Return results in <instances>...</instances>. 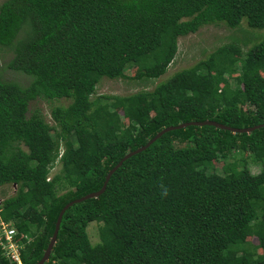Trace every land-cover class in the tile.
<instances>
[{"label": "trees", "instance_id": "16d2710c", "mask_svg": "<svg viewBox=\"0 0 264 264\" xmlns=\"http://www.w3.org/2000/svg\"><path fill=\"white\" fill-rule=\"evenodd\" d=\"M243 20L264 29V0L2 3L0 48L13 52L11 70L31 78L28 86L0 79V188L17 185L0 217L18 240L26 235L22 264L41 261L68 203L100 191L125 155L162 130L193 121L264 125V39L247 52L224 44L152 91L97 95L103 78L126 79L133 67L136 80L154 82L174 62L180 37ZM61 99L71 103L52 108V124L29 109ZM92 223L100 224L97 244ZM0 264L18 263L0 247ZM45 264H264V127L164 134L125 161L101 196L65 212Z\"/></svg>", "mask_w": 264, "mask_h": 264}, {"label": "rangeland", "instance_id": "374dc122", "mask_svg": "<svg viewBox=\"0 0 264 264\" xmlns=\"http://www.w3.org/2000/svg\"><path fill=\"white\" fill-rule=\"evenodd\" d=\"M4 1L6 0H0V6ZM263 39L264 29L250 28L246 20H243L242 24L235 29L229 28L224 23L202 27L195 34L179 38V50L177 56L169 67L167 73L159 79H150L154 80V82L136 80L135 76L138 73V69L137 67H133L132 69L126 71V79L110 80L109 78H103L97 87V95L107 94L128 96L141 90L152 91L158 83L161 84L175 73L191 68L199 61L205 60L212 52L224 44L238 42L243 48V51L247 52L253 45L258 44ZM13 58L14 54L12 51L0 48V79L3 81H14L23 86H28L31 82V78L23 73L13 71L9 68V63ZM262 74L264 75V72H262ZM70 103L71 101L67 99L50 102L45 100H36L30 103L29 109L30 111L35 109L41 110L46 120L52 124L50 116L52 108L56 106L67 107ZM118 110L121 112L119 106ZM158 110V108H155L153 114L157 113ZM126 123H128L127 120ZM223 165V161L215 162V168L217 171H221ZM60 167L61 164L59 163L52 172L51 177L59 171ZM251 169L253 173L260 172V167L252 163ZM198 179H201V177H198ZM15 193L16 190L12 185H5L0 188V200H4ZM99 228L100 224L98 223H92L88 228L89 236L93 244L100 242ZM112 240L113 237H111L110 241ZM249 240L255 245H258V240L254 237H250ZM235 263H238V260L235 261Z\"/></svg>", "mask_w": 264, "mask_h": 264}, {"label": "water", "instance_id": "95a60500", "mask_svg": "<svg viewBox=\"0 0 264 264\" xmlns=\"http://www.w3.org/2000/svg\"><path fill=\"white\" fill-rule=\"evenodd\" d=\"M190 126H196V127L214 126V127L218 128V129L231 131L233 133H251V132H253V131L257 130V129H260V128L264 127V125H258V126H254V127H250V128L237 129V128L228 127L226 125H222V124L214 122V121H204V122H195V121H193V122L183 123V124H180L178 126H171V127H168L166 129L162 130L152 140H150L145 146L137 149L136 151L129 152L127 155H125V157L108 173V175L106 177V180L104 182V185H103V187H102V189L100 191L88 194V195H86V196H84L82 198H79V199H77L75 201H72V202L68 203L62 209V211L60 212L59 217L57 219V222H56L54 235L51 238V241L49 243V246H48L43 258L37 264H45L46 262L49 261L50 256H51L52 251H53V248H54V246H55V244L57 242V238H58V234H59V231H60V227H61L63 216H64L65 212L69 208H71L75 204H79V203L84 202L86 200L97 198V197L101 196L106 191L108 183H109L112 175L123 165V163L125 161H127L131 157H133V156H135V155L147 150L153 143H155L158 139H160L164 134H166L168 132H171V131L185 129V128L190 127Z\"/></svg>", "mask_w": 264, "mask_h": 264}, {"label": "built area", "instance_id": "2783aa9c", "mask_svg": "<svg viewBox=\"0 0 264 264\" xmlns=\"http://www.w3.org/2000/svg\"><path fill=\"white\" fill-rule=\"evenodd\" d=\"M15 190H17V185H14ZM3 200H0V214H1V204ZM18 230L17 227L12 223H8L2 220L0 217V247L3 250V254L13 262L22 264L21 262V249L23 248V239L26 235L21 234L18 240Z\"/></svg>", "mask_w": 264, "mask_h": 264}]
</instances>
